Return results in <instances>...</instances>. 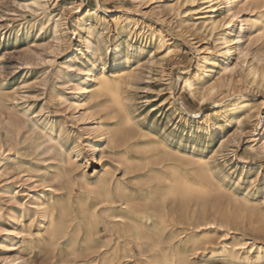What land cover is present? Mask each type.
Listing matches in <instances>:
<instances>
[{"label": "rangeland", "instance_id": "rangeland-1", "mask_svg": "<svg viewBox=\"0 0 264 264\" xmlns=\"http://www.w3.org/2000/svg\"><path fill=\"white\" fill-rule=\"evenodd\" d=\"M98 1L114 13L106 11L95 19L88 11L96 6L94 0H81L80 11L76 8L80 0H47L50 14L56 17L61 13L60 21L65 26L64 38L59 43L47 25L40 27L43 10L33 11L35 7L29 5L30 0H0V241L11 236L14 230H21L28 217L34 230L42 209L34 206L36 197L41 193L61 192L54 180L41 181L47 170L55 171L52 166L57 165L59 159L55 148L49 147L46 132L61 142L88 174L100 171L102 165L117 169V177L123 174L116 158L107 153L99 162L85 164V160L92 157V146L97 143V135L90 129L99 122L109 129L113 120L105 109L96 106L101 97L89 91L79 93L77 88L103 65L106 74L111 75L117 62L128 59V63L121 66L129 74L122 94L135 129L151 139L167 140L171 149L190 154L205 151L213 155L212 164L228 179L223 183L225 191L217 198L208 197L205 202L206 220H213L216 226L211 228L210 241L189 257L190 264H255L251 252L247 255L236 247L231 255L223 256L218 253V247L223 241H231V236L248 245L250 242L264 245V152L258 147V136L237 129L234 115L226 119H222L220 113L214 115L213 111L218 108H213V102L227 99L229 92L240 88L248 99L260 104L264 115V82L262 86H243L244 74L239 66L233 75L224 76L216 75L215 65L210 81L220 85L219 94L214 99L197 102L182 89L181 78L188 68L195 71L197 55L199 52L205 55V48L212 47L213 38L206 31L194 29L200 25V18L190 17V22L184 19L188 10L206 4L196 0L193 4L177 3L178 7L173 8L170 5L173 0ZM241 12L242 17L253 18L255 26L264 18V1H254ZM218 13L220 11L215 13L216 17ZM79 17L94 24L100 32L89 48L81 45L73 32L74 21ZM115 19L120 22L117 28ZM126 21L136 22L138 28L125 29ZM191 21L196 22L195 26ZM148 27L159 36L163 46L158 38L149 39ZM118 43L120 46L115 49ZM252 43L250 52L256 55L253 63L262 68L264 33ZM167 48L171 50L168 55L165 54ZM236 56L232 60L234 64L241 59ZM256 58L262 62L258 64ZM86 70L90 71L88 75L84 74ZM76 101L84 103L77 107ZM155 105L157 109L153 108ZM181 105L190 112L210 113L214 125L209 133L201 120L179 118L176 110H180ZM85 107H90L89 114L84 113ZM166 114L171 121L166 119ZM261 122L254 121L256 126ZM244 124L245 130L252 127L246 120ZM106 136L99 144L105 150ZM234 156L241 159L239 165ZM80 173V169H75V175ZM236 174L240 176L237 178ZM49 176L46 174L47 178ZM244 197L250 201L247 205L242 202ZM20 204H25L28 210L19 211ZM14 210L18 211L12 212ZM216 210L223 214L218 215L223 217L221 222L216 218ZM18 247L11 252L25 263L66 264L65 255L35 242L29 246L20 243ZM5 250V245L1 244L0 256ZM133 250L137 252V247L133 246ZM245 256L249 257V262Z\"/></svg>", "mask_w": 264, "mask_h": 264}, {"label": "bare ground", "instance_id": "bare-ground-1", "mask_svg": "<svg viewBox=\"0 0 264 264\" xmlns=\"http://www.w3.org/2000/svg\"><path fill=\"white\" fill-rule=\"evenodd\" d=\"M195 1L173 0L170 5L177 8V3L193 4ZM201 1L206 5H197L188 10L184 20L190 22V17L200 18V25L194 29L212 35L213 45L205 48V55H200L199 52L194 72L189 68L185 70V75L181 78L182 89L197 102L214 99L220 88L219 84L210 81L215 65L216 75L224 76L233 75V71L236 67L238 70L239 66L244 74L243 86H262L264 66L260 64V68L253 63L252 58L256 55L251 54L250 46L255 37L264 33V18L254 26L253 18L242 17L240 13L252 2L264 0ZM94 2L96 6L88 10L93 18L97 19L99 14L106 11L114 13L113 9L107 8L98 0ZM81 3L80 0L76 6L78 11L81 10ZM46 4L47 0H30L29 5L35 7L33 9L27 3L33 11L43 10L38 24L41 28L47 25L55 40L61 43L66 32L60 21L61 13L56 17L52 16ZM218 11L220 13L216 17L215 13ZM113 22L116 28L120 25L119 19ZM74 23L73 32L77 41L83 43L81 45L89 48L92 40L97 41L100 32L96 31L94 24L83 17L76 18ZM191 23L194 26L196 24L194 21ZM124 27L134 30L138 25L136 22L126 21ZM147 31L149 39L160 40L153 29L148 27ZM119 46L120 43L116 44L115 49ZM170 53L171 50L167 48L165 54ZM236 55L241 59L234 64L232 60ZM256 61L258 64L262 62L260 58H256ZM127 63L128 59L117 62L116 70L111 75L106 74L103 65L97 74L91 76L90 80L87 78L77 88L79 93L89 91L90 94L101 97L96 106L105 109L113 120L109 129H105L102 122L90 129L97 135V143L92 146V157L86 159L85 164L99 162L104 153H107L116 158L117 163L122 166L123 174L117 177V169L108 165H102L100 171L88 174L82 170L84 165H79L76 158L64 149L63 144L49 131L46 132L49 147L55 148L59 159L58 164L52 166L55 171L47 170L41 176V181L54 180L59 184L61 192L46 195L39 193L34 206H41L42 209L36 228L32 229L31 218L28 217L21 230H14L11 236L0 241V245H5L6 248V253L0 256V264H28L11 251L19 248L20 243L29 246L31 242L65 255L66 264H190L189 257L212 238L211 228L216 225L213 220H206L205 202L208 197L217 198L224 192L223 183L228 179L212 164L213 155L206 154L205 151L190 154L180 149H171L167 140L151 139L135 129L131 116L125 110L127 103L122 94V86L129 74L121 66ZM85 72L88 75L90 71ZM226 98L213 102V108H218L213 114L220 113L222 119L234 115L233 121L237 129L258 136V147L264 152V115L260 104L248 99L240 88L229 92ZM83 103L76 101L75 105L78 107ZM89 108L85 107V114H89ZM153 108L157 109V106ZM176 111L179 118L201 120L207 133L214 125L210 113L190 112L183 105ZM165 117L171 121L167 114ZM256 119L262 121L259 126L254 123ZM245 120L252 125L247 130ZM105 135L107 150L99 146ZM233 158L237 165L241 163L240 158ZM75 169H80L81 173L75 175ZM46 174L50 176L47 178ZM239 176L240 174H236L237 178ZM242 202L247 205L250 201L244 197ZM18 208L19 211L28 210L25 204H20ZM16 211L18 210L12 212ZM216 212V218L221 222L223 214L220 210ZM230 239L231 241H223L219 245L220 255H231L236 247H240L247 255L250 252L253 254L255 264H264L262 243L250 242L248 245L234 236ZM133 246L137 247V252H134ZM245 257L249 262V257Z\"/></svg>", "mask_w": 264, "mask_h": 264}]
</instances>
